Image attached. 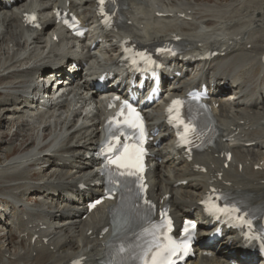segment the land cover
<instances>
[{
    "label": "bare ground",
    "instance_id": "6f19581e",
    "mask_svg": "<svg viewBox=\"0 0 264 264\" xmlns=\"http://www.w3.org/2000/svg\"><path fill=\"white\" fill-rule=\"evenodd\" d=\"M66 3L88 28V40L79 41L77 54L64 46L66 36L54 26L49 12ZM25 11L40 16L41 32L22 28L21 13ZM121 14L123 27L103 32L94 16V0L17 1L11 9L0 0V121L5 122L0 144L7 147L0 164V224L4 222L0 226V264H68L74 258L99 264L104 259L103 244L110 230L100 239L97 236L109 225L105 209L112 202L80 219L84 203L102 192L94 185L97 175L92 156L99 142L103 109L85 91L93 88L102 72L123 74L117 56L109 54L107 47L115 48L126 36L144 46L179 38L184 52L163 75L179 73L183 77L173 78L167 95H182L188 87L199 88L201 83L208 85L214 101L218 99L213 86L227 83L231 91L221 99L215 114L219 136L214 148L194 156L192 162L173 148L161 116L164 106L144 109L154 133L149 145V197L159 204L163 196L170 195L171 215L178 224L182 217H200L197 204L210 186L264 207V0H124ZM53 32L60 37L57 43L52 41ZM206 50L218 56L195 62L189 74L190 62ZM69 57L79 65L87 64L80 74L71 70L78 83L71 81L70 87L62 89L69 98L56 101L48 116L29 118L39 106L33 101L38 96L33 93L39 84L36 79L52 73L47 64L55 63L59 71ZM114 92L110 85L107 93ZM88 106H93L90 115L81 117ZM157 112L160 115L153 117ZM4 134L9 137L6 142ZM15 147L18 152L8 157ZM225 151L232 153L227 169ZM201 167L206 173L200 172ZM32 173L40 179H31ZM79 184L88 190L79 192ZM196 220L201 248L194 264H230L232 260L252 264L240 258L248 251L238 236L231 234L208 244L216 225L208 219ZM208 251L210 257L202 255Z\"/></svg>",
    "mask_w": 264,
    "mask_h": 264
},
{
    "label": "rangeland",
    "instance_id": "374dc122",
    "mask_svg": "<svg viewBox=\"0 0 264 264\" xmlns=\"http://www.w3.org/2000/svg\"><path fill=\"white\" fill-rule=\"evenodd\" d=\"M201 1H204V0H201ZM221 2H223V0H221ZM2 97L0 96V99H1ZM5 126V122L3 123V120L2 121H0V132H2L3 131V127ZM15 129V128H14ZM3 141H8L9 140V137L7 136V134H4V139H2ZM18 143V142H17ZM18 148L19 147H15L14 148V151L13 152H11V154H10V156H8V157H11V156H13V155H15L17 152H18ZM5 150H7V147L6 146H4V145H1L0 144V164L1 163H4V157H3V155H4V152H5ZM31 179H33V180H35V179H40V177H39V175H37L36 173L35 174H33L32 173V178ZM32 199H29L28 200V202H30V203H32L33 201H31Z\"/></svg>",
    "mask_w": 264,
    "mask_h": 264
},
{
    "label": "snow or ice",
    "instance_id": "6c2138e0",
    "mask_svg": "<svg viewBox=\"0 0 264 264\" xmlns=\"http://www.w3.org/2000/svg\"><path fill=\"white\" fill-rule=\"evenodd\" d=\"M101 3H103V0H101ZM34 19H35V17H31V18L26 17V20H34ZM173 103H178V102H175L174 101ZM169 224H170V222H169ZM194 228H195V225L194 224H188V223H186L185 224V227H184V232L185 233H188L190 229H194Z\"/></svg>",
    "mask_w": 264,
    "mask_h": 264
}]
</instances>
